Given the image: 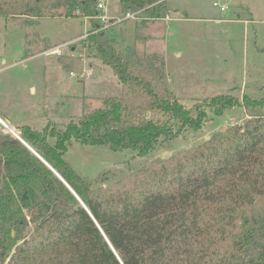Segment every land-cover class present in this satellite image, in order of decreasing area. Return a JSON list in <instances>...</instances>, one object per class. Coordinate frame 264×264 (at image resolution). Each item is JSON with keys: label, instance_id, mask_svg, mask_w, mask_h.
Returning <instances> with one entry per match:
<instances>
[{"label": "trees", "instance_id": "obj_1", "mask_svg": "<svg viewBox=\"0 0 264 264\" xmlns=\"http://www.w3.org/2000/svg\"><path fill=\"white\" fill-rule=\"evenodd\" d=\"M14 1V9L42 15L39 0ZM97 3L57 0L53 6H64L65 16L89 18L84 45L112 68L122 94L103 98L104 106L64 126L16 127L89 210L0 123V264H264V215L249 211L264 197V97L245 94L241 101L221 93L188 107L169 89L159 56H141L134 46L124 52L110 29H99ZM120 3L125 13L146 19L172 12L166 0ZM237 105L259 110L109 185H93L65 158L74 141L145 156L188 129L200 130L207 107L221 115Z\"/></svg>", "mask_w": 264, "mask_h": 264}, {"label": "rangeland", "instance_id": "obj_2", "mask_svg": "<svg viewBox=\"0 0 264 264\" xmlns=\"http://www.w3.org/2000/svg\"><path fill=\"white\" fill-rule=\"evenodd\" d=\"M39 1L41 16L14 9V0H3L0 13V106L11 120L0 117L16 132L24 124L37 129L49 121L64 126L87 110L104 106L103 98L122 94L112 68L84 45L92 29L89 18L65 16L64 6H53L57 0ZM103 1L108 15L125 14L120 0ZM214 2L227 4L228 9L222 12ZM167 5L174 17L168 23L138 13L112 26L108 33L117 48L127 52L134 46L141 56H159L169 89L191 108L221 93L241 101L245 94L264 97V0H168ZM55 48L61 53L53 54ZM91 67L94 74L81 77ZM258 110L237 105L217 115L207 107L208 118L200 130L188 129L145 156L134 149L114 151L74 141L65 158L93 185H109L123 174L244 123ZM249 211L264 215V197Z\"/></svg>", "mask_w": 264, "mask_h": 264}, {"label": "built area", "instance_id": "obj_3", "mask_svg": "<svg viewBox=\"0 0 264 264\" xmlns=\"http://www.w3.org/2000/svg\"><path fill=\"white\" fill-rule=\"evenodd\" d=\"M214 5L218 6L222 12L226 11L228 9L227 4H220L219 2H214ZM97 9H98V14L95 16V18L98 20V22L100 24L99 29H101L103 31H105L107 29H111L112 26H114L115 24L123 22V20L137 17V12H131V11L125 13L122 17H112V16L107 14L106 3L103 0H98ZM77 12L79 13L80 11L77 10ZM51 52L53 54H60L61 53L60 48H55ZM71 74L74 75V72H71ZM91 74H93L92 68L91 69H85L81 73V77L82 76H89Z\"/></svg>", "mask_w": 264, "mask_h": 264}, {"label": "water", "instance_id": "obj_4", "mask_svg": "<svg viewBox=\"0 0 264 264\" xmlns=\"http://www.w3.org/2000/svg\"><path fill=\"white\" fill-rule=\"evenodd\" d=\"M0 123L3 124L10 133L17 136L24 144H26L40 159H42L63 181L64 183L74 192V194L77 196V198L80 200V202L88 209L85 202L81 199V197L77 194V192L70 186V184L62 177V175L54 169L31 145H29L12 127H10L1 117H0ZM89 210V209H88ZM102 229V228H101ZM103 231V230H102ZM104 233V232H103ZM111 244V243H110ZM112 245V244H111ZM113 247V246H112ZM115 253L118 255L117 251L113 247ZM119 256V255H118Z\"/></svg>", "mask_w": 264, "mask_h": 264}, {"label": "crops", "instance_id": "obj_5", "mask_svg": "<svg viewBox=\"0 0 264 264\" xmlns=\"http://www.w3.org/2000/svg\"><path fill=\"white\" fill-rule=\"evenodd\" d=\"M167 2H168V0H167ZM177 10V9H176ZM110 16H112V17H118V15H112V14H110ZM163 19H166V21H167V23H168V21H170V20H174V17H172V16H167V17H165V18H163ZM219 20H221V19H219ZM166 23V24H167ZM166 28H167V26H166ZM166 37H167V34H166ZM92 68V67H91ZM93 69V68H92ZM93 74H94V69H93ZM93 74H91V75H89V76H92ZM88 77V76H87ZM32 88H35L34 86H31V89ZM0 116H2L4 119H6L7 121L8 120H11V114L8 112V110H6L5 108H3L2 106H0Z\"/></svg>", "mask_w": 264, "mask_h": 264}]
</instances>
